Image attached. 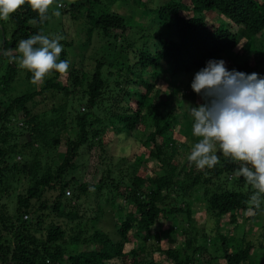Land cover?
Here are the masks:
<instances>
[{"label": "trees", "instance_id": "obj_1", "mask_svg": "<svg viewBox=\"0 0 264 264\" xmlns=\"http://www.w3.org/2000/svg\"><path fill=\"white\" fill-rule=\"evenodd\" d=\"M118 1L73 0L69 7H64V19L70 17L87 36L86 41H82L81 36L77 40L80 52L75 56L79 58L75 57L71 71L72 82L79 93L71 90L70 85L57 81L60 73L53 71L45 76L40 88L32 87L18 96L8 94L7 89L18 73L19 41L36 34L49 36L46 27L50 15L48 11L47 18L41 21L25 4L9 17L14 24L11 37L3 36L5 41L0 37V52L3 46L4 52L14 51L0 56V261L3 264H113L115 261L143 264L135 257L130 260L127 257L142 252L145 241L153 237L154 226L162 218L173 215L174 228L189 235L183 245V258H180V251L169 248L165 251L177 264H219L218 248L212 244L218 241L223 245L221 256L225 264H262L261 259H251L255 249L253 241H245V237L236 239L235 235L223 232V217L229 215L230 222L238 223L241 212L255 206L252 197L256 196V190L240 175L238 182L242 184L237 187L222 189L219 186L212 194L204 192V200L200 202L213 226L207 228L205 224L198 231L194 214L200 197L196 192L202 182L210 179L203 178L201 169L196 173L191 163L184 174L191 180L177 179L179 165L183 162H176V158L183 152L175 134L183 132L182 121H192L186 112L203 103L199 95L189 103L190 94L180 86L182 81L176 83L178 77L187 81L186 89H191L194 74L210 58L223 59L229 70L264 75V0H162L153 5L144 0H131L132 6L125 14L115 10ZM215 16L221 19L215 21ZM2 24L3 20H0ZM2 26L1 30H5V25ZM92 37L99 40L104 51L94 58V67L87 69L83 63ZM242 40H245L244 44L236 52ZM62 42L73 46L76 41ZM245 52L247 56L241 57ZM60 59L68 60L64 49ZM31 75L27 71L29 82ZM165 82L169 86H164ZM72 91L82 93L79 101L84 103V112L80 110L81 105L71 104L76 97ZM49 95L51 98L60 95L62 102L40 105ZM104 100L110 106L101 116L95 109ZM69 113H74V120H69ZM183 116L184 120H181ZM13 118L22 122L23 142L16 138L18 131L11 128ZM68 127L71 131L66 133L62 143V133ZM110 133L125 140L135 136L140 145L151 148L149 155L161 167V174L156 178H145V172L139 168L144 156L137 155L132 164L135 175L130 183L116 187L127 203L134 204V210L126 214L120 234L125 237L132 229L142 242L140 247L124 253L122 243L115 242L102 231H96L94 236L67 240L66 230L56 223L50 225L45 239L31 233L32 225L42 224L43 216H46L47 205L35 204L44 191H58L53 208L57 212L65 210L62 198L76 204L81 193L87 195L90 188L98 193L106 189L114 166L112 158H107L110 170L97 183L80 181L74 172L78 168L75 160L81 150L91 149L96 144L104 150ZM183 133L188 135L187 131ZM62 144L65 146L62 161L54 168L44 166L41 152L44 149L57 152ZM30 154L34 155L32 161L28 157ZM18 155H21V161L16 160ZM224 159L223 165L215 169L218 179L225 171L233 176L232 170L239 166L228 157ZM10 177L12 181L27 177L30 183L24 194L17 195L15 214L9 212L11 206L4 201L5 192L13 187ZM144 180L148 187L142 191ZM68 191L71 196L67 195ZM166 203L171 208H167ZM255 215L257 217V212ZM180 216L184 220L179 219ZM190 229H197V234L196 231L188 234ZM212 232L215 239L211 238ZM201 238L206 239L203 244L198 243ZM79 239V243L94 244L95 248L68 251V243Z\"/></svg>", "mask_w": 264, "mask_h": 264}, {"label": "rangeland", "instance_id": "obj_2", "mask_svg": "<svg viewBox=\"0 0 264 264\" xmlns=\"http://www.w3.org/2000/svg\"><path fill=\"white\" fill-rule=\"evenodd\" d=\"M73 0H53V3L49 6V15L50 20L48 23V26L46 27V30L48 31V35L50 38L52 37H60V44L62 45V49H64L67 52V57L69 61V68L66 73L60 74L57 81L68 84L71 87V90L77 91L79 93L77 85H75L74 82H72V75L71 71H73V62L75 60V54L80 52L79 47H77V40L80 38V36L83 38L82 41H86L87 36L86 32L84 30H80L77 23L72 21L70 17H66L64 19V7H69L70 3ZM147 1L150 5L157 4L162 0H144ZM62 6V7H61ZM132 6L131 0H119L117 4L115 5V10H119L122 13H127L129 10V7ZM215 21H219L221 18L219 16H215L213 18ZM10 18L7 20H3V24L5 25V30L2 29V25H0V37L3 36L10 38L12 31L14 29V24L9 21ZM64 29V30H63ZM71 39H74L76 42L73 46L64 44L62 40L70 41ZM245 40L241 41V44L238 48H236V52L240 51V46L244 44ZM104 51V48L101 43H99V40L95 37L91 38V42L89 43V46L85 52L86 59L85 63L83 65L87 69H91L94 67V58L100 56ZM14 51H2L0 52V56L5 53H13ZM246 52L241 57H246ZM2 57V56H1ZM79 58V57H77ZM53 72V71H52ZM27 70L18 68V73L16 74V77L14 81L10 84V87L7 89V92L9 95L12 96H18L26 92L27 90L34 88H40L42 84L45 82V79H43L38 84H33L32 82H29L27 77ZM181 78L178 77L176 80V83L181 82L180 86L184 88V91L189 92L190 96L188 98L189 103L193 102L194 97H196L198 94H196L192 89H186L184 85L187 81L180 80ZM163 83V82H162ZM175 83V82H174ZM175 83V84H176ZM164 86H169L168 82H165ZM169 88V87H165ZM191 88V87H190ZM72 91V94L75 92ZM185 92H182V94ZM60 94V93H59ZM76 97L72 99L71 104L74 106H80V110L82 112L85 111L84 103L80 104V95L82 93L77 94L75 93ZM60 95H58L56 98H51L49 95L48 100L41 101L40 105H43L47 103L46 105L51 106L53 102L58 103L62 102L59 100ZM187 100V99H186ZM188 104V102L186 101ZM109 103L107 100H104L103 103H101V106L95 109V112L99 115L103 116V114H106V111L109 109ZM72 110H75L73 107ZM76 111H74L75 113ZM74 113H69L68 117L69 120H74ZM188 118H191L190 112L187 111ZM186 117V116H185ZM47 118H50L49 116ZM181 120H184V116L180 117ZM70 122V121H68ZM12 127L15 130L18 131L17 133V139L21 142H23V134L21 133V127L22 124L21 120H15L13 118L12 121ZM191 122L182 121V129L183 132L187 131L186 135L183 132H178L175 134L178 141L181 143L179 146L180 151L183 152L182 155L176 158V162L181 161L182 164L179 165V172H178V178L177 179H188V177L185 174L186 171H188V165L190 164L187 160V155L190 153L192 146L195 142H197L198 138L194 137L191 133ZM179 126V127H181ZM71 127H68V130L63 131V142L65 141V137H67V134ZM178 129V128H176ZM147 133V132H146ZM70 135V134H69ZM74 136V134L72 135ZM136 137L134 136L133 139H124L121 137L118 139L117 135L114 133H110L106 137V143L105 149L103 150L100 148L99 145H94L91 149H82L79 156L76 158L75 163L77 164L78 168L75 170L74 175L77 179L80 181H86L91 183H97V181L102 177L105 176L110 170L108 167V163L110 160L107 158H112L114 160V166L112 167L111 171V179L108 180L106 189L102 190L101 193H98L97 190L90 188L89 193L83 194L81 193V197L76 200V204L69 201V199H61V202L64 205V211L63 209L60 211L55 212L53 211L54 204H56L55 197L57 196L58 191L52 192V191H44V194L42 198L38 199L35 204L38 206H43L44 204L47 205V208L44 210V213L46 216H43V223L42 224H34L33 229L31 230V233H33L35 236L45 239L47 236L48 229L52 223H56L61 225L66 230V236L65 238L67 240H70L72 237H80L83 235L88 236H94L96 231H102L107 233L115 242H121L122 243V250L124 253L131 252L132 250L138 249L140 245L142 244L141 240L135 236L130 229L128 232V235L123 237L120 234V229L122 227V223L125 220L126 214L128 212H131L134 210V204L133 203H127L123 196H120L117 193L116 187L118 185L123 186L126 184H129L131 181V178L135 175V171L133 169L135 156L141 155L144 156V162L142 163L141 171L145 172V178L148 179H154L158 175L161 174V167L156 162V160L153 159V157L150 154V147H145L139 144V142L136 141ZM218 147V146H217ZM47 149H44L41 152V160L42 164L45 166H51L56 167L63 159L62 154L65 151V146L62 144L59 148V150H56L57 152H54L52 150L46 151ZM217 156H218V163L213 168H204L203 170H199V172H202L203 178H209V181L202 182L199 186V191L196 192L198 197H200V200L196 201L197 206V213L194 214L195 219L198 222V231H200L203 226L206 224L207 228L210 226H213L212 219L206 218L205 208L204 204L200 202L201 200H204V192L205 194H212L214 193L215 189L222 188V189H232L234 187L239 186V184H242V182H238V179L240 177L239 173V166H236L233 172V176H230V173H227L228 171H225L221 178L218 179L215 175V169L220 168L223 163L225 162L224 156L217 150ZM29 159L32 161L34 155L30 154ZM16 160L21 161L22 157L21 155H18L16 157ZM13 161V160H12ZM184 164L186 166L184 167ZM131 165V166H130ZM195 168V171L197 173V168L194 165V163H191ZM214 176V177H212ZM229 178V179H228ZM16 178L15 181H12V178L10 177L9 181H12L13 187L9 190V192H5L4 201L7 202L10 208H8L9 212L12 214H15V207L17 204V195L18 194H24L28 187H30L29 179L27 177L22 178L21 181H17ZM191 180V179H188ZM226 180V181H225ZM187 186V184L185 185ZM220 186V187H219ZM148 182L144 180L143 187H141V190L145 191L147 190ZM175 194V193H174ZM256 196L259 199V207L248 208L246 210H243L241 212L240 221L238 223L230 222V216L225 215L223 217V222H225L223 226V232L227 234H231L232 236L235 235L236 239H242L245 237V241H253L255 244L254 254L251 256V259L254 257L257 259H261L264 264V246H261V243H264V197H262L263 194L255 193ZM68 196H71L70 193L67 192ZM261 196V197H260ZM70 202V203H69ZM170 202L174 204V201L170 199ZM73 204L74 206L70 205ZM255 204V202H254ZM62 206V205H61ZM167 208H171L170 205L166 203ZM257 212V217L256 216ZM259 212V213H258ZM31 216V214L29 215ZM178 217V216H177ZM179 219H183L182 216L179 217ZM184 220V219H183ZM174 218L173 215H168L165 218H162V220L158 223V225H155L153 228V237L145 241V248L142 252L137 254L136 256L134 254H130L127 257V260L132 259V257L137 258L140 260L143 264L147 263L148 261H152L154 264H177L176 260L173 259V261L167 257V254L165 253L166 249H171L172 251H180V258L184 257L185 252L183 251V245H185V241L188 239L189 235L182 234L184 232L183 230H176L174 228ZM183 224L187 225V222H183ZM197 224V223H196ZM195 224V225H196ZM203 224V225H201ZM174 228V231L171 230ZM196 230H189L188 234H191ZM82 233V235H81ZM186 233V232H185ZM214 232L211 233V238L213 237ZM196 236V235H195ZM234 237V238H235ZM215 239V238H214ZM205 238H201L198 243L203 244L205 242ZM80 239L76 241L75 243H68V251L69 250H78V251H90L95 248V245L92 244H82L79 243ZM213 246L218 248V262L219 264H225L226 261L224 260V257L222 255V244L220 241H218L216 244L212 242ZM118 260V259H115ZM114 260V261H115ZM113 263V262H112ZM0 264H3L0 261ZM113 264H120L118 262H114Z\"/></svg>", "mask_w": 264, "mask_h": 264}, {"label": "clouds", "instance_id": "obj_3", "mask_svg": "<svg viewBox=\"0 0 264 264\" xmlns=\"http://www.w3.org/2000/svg\"><path fill=\"white\" fill-rule=\"evenodd\" d=\"M53 0H0V20H7L27 4L40 20L47 18ZM60 37L36 34L17 45V66L29 71L38 84L52 71L64 74L69 61L60 59ZM191 89L203 103L190 108L191 133L197 142L187 155L197 169L218 163L217 150L238 162L239 175L264 194V75L229 70L223 59L210 58L193 76ZM218 146V147H217ZM259 207L257 196L252 197Z\"/></svg>", "mask_w": 264, "mask_h": 264}, {"label": "water", "instance_id": "obj_4", "mask_svg": "<svg viewBox=\"0 0 264 264\" xmlns=\"http://www.w3.org/2000/svg\"><path fill=\"white\" fill-rule=\"evenodd\" d=\"M3 41H5V38L3 37ZM4 50V46L2 47V51Z\"/></svg>", "mask_w": 264, "mask_h": 264}, {"label": "built area", "instance_id": "obj_5", "mask_svg": "<svg viewBox=\"0 0 264 264\" xmlns=\"http://www.w3.org/2000/svg\"><path fill=\"white\" fill-rule=\"evenodd\" d=\"M68 193H70V191H68ZM25 217H27V216H25Z\"/></svg>", "mask_w": 264, "mask_h": 264}]
</instances>
